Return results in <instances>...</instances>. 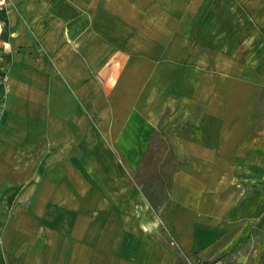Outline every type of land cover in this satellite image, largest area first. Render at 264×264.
Wrapping results in <instances>:
<instances>
[{
  "label": "crops",
  "instance_id": "obj_1",
  "mask_svg": "<svg viewBox=\"0 0 264 264\" xmlns=\"http://www.w3.org/2000/svg\"><path fill=\"white\" fill-rule=\"evenodd\" d=\"M2 7L5 42L22 52L0 68V236H10L0 246V264H66L68 244L76 248V264L84 260L83 248L93 264L101 234L112 258L122 246L116 255L122 264H264V128L257 106L264 53L251 57L263 61L254 65L260 72L251 82L218 78L211 85V73L204 72L196 84L189 25L171 20L152 33L141 0H9ZM252 9L264 11V0ZM152 36L173 50L144 57L161 60L153 80L139 87L144 137L171 100L182 116L178 138L186 156L159 216L148 206L135 212L136 187L129 176L115 174L135 170L141 148L120 150L122 163L98 160L100 144L130 140L137 103L126 69L111 85L119 71L109 61L133 58L129 48L115 51L114 45H144ZM157 100L160 110L151 114ZM28 156L36 168L28 167ZM36 171L42 184L35 211L18 212L5 227L4 189L16 196L23 173L33 172L20 194L29 196ZM99 171L114 183L101 196L93 190ZM128 236L136 237L134 244ZM52 237H58L59 260L51 258ZM66 237L73 238L68 243Z\"/></svg>",
  "mask_w": 264,
  "mask_h": 264
},
{
  "label": "rangeland",
  "instance_id": "obj_2",
  "mask_svg": "<svg viewBox=\"0 0 264 264\" xmlns=\"http://www.w3.org/2000/svg\"><path fill=\"white\" fill-rule=\"evenodd\" d=\"M141 2L147 6L146 13L141 16L147 21V26L151 28L152 33L158 30V27L162 24L165 25L167 22L169 24L171 20L180 21L179 26L182 28L187 26V24L189 25L190 35L192 36L189 52L194 57V80L196 84L203 83L204 72L211 73L209 77L211 85L218 84V78L222 79V82L224 80V82L228 83L233 81L251 82L256 76L258 78L260 69L254 67L256 66L255 64L262 67L263 61L260 60L258 62V60H252L251 57L258 54L261 57L264 53V11L252 9V4L255 0H141ZM2 9L3 7L1 6L0 12ZM5 21L6 18L0 14L1 69L7 68L15 55L16 57L20 56L15 53L22 52V49L18 47L11 50L8 42H5L9 41L8 38L4 37L7 33L5 32ZM184 29L188 30V28ZM34 45L42 51L40 43L35 41ZM100 45H103L102 49L105 46L102 42ZM114 46L115 51H125V48H129V53L133 58L125 60V62L120 59L109 61L119 71L117 75H112L113 78L110 79L111 85L118 83L126 69L127 78H129L132 84L131 97L133 100L136 99L137 103L130 115L133 125L130 140L110 139L107 140V145L104 147H101L102 144H100L98 148L99 164L107 162L122 163L119 154L120 150L123 152L127 151L126 153H133L137 147L141 148L142 156H140L135 170L115 174L129 176L130 182L136 187L140 201L135 212H139L142 210V207L148 206L159 216L161 206L171 195L174 172L186 163L184 145L180 138H178V130H180L183 120L181 114H177V105L175 107L172 106L170 100L168 106L161 108L162 115L159 121L155 124L149 137L145 138V126L140 122L141 119H145V116L140 111L142 104L139 97V87L141 83L145 82L147 77L153 80L156 73V64L160 65L161 62V60L144 59V57H153L157 52L162 51L166 55L173 48L171 44L166 43L162 44L160 48V45L155 42L154 36L149 37L148 42L144 45L136 42L125 45L115 44ZM48 62L51 67H57V64L53 60H48ZM252 69H255V71L250 74ZM100 77L103 78L101 75ZM0 78L1 83L2 77ZM2 91L1 87L0 114L3 105ZM81 104L86 109L85 101ZM159 104V100L153 102V106L148 107L149 112L152 114L156 110L158 113L160 110V107L158 108ZM257 106L262 117L260 125L261 128H264V86L257 96ZM152 119H155V116L152 115ZM103 143L105 142L103 141ZM26 164L28 167L36 168L33 158L29 156ZM38 168L39 166H37ZM32 173H23L27 179H24L19 185V192L16 196V193L11 194L8 188L4 189L1 208L6 217L5 227H10L12 217H15L18 212L35 211L34 201L38 195V189L42 184V177L39 176L38 171L34 173L39 178L37 187L33 193L25 198L20 196ZM106 173L102 171L94 173L95 176H99L93 186V190L97 191L96 194L98 196H101L102 192H104V187L107 189L114 187L112 179H107ZM97 186L99 190L96 189ZM57 238L55 241L52 237L50 248L51 258L54 260H59ZM69 238L73 237H66L68 243ZM126 239L127 243L134 244L136 241V237L134 236H128ZM4 240L10 242V236H0V246L4 243ZM107 240L108 237L102 234L96 237L98 250L93 252V264H122V261L116 256L122 246H116L118 250L114 252V259L110 256L113 252L107 250ZM75 249L73 244L67 245L66 264H76ZM82 251L84 260L83 262H78V264H91L90 260L86 261V259H90V251L86 252L85 248ZM131 257L133 259V253Z\"/></svg>",
  "mask_w": 264,
  "mask_h": 264
},
{
  "label": "built area",
  "instance_id": "obj_3",
  "mask_svg": "<svg viewBox=\"0 0 264 264\" xmlns=\"http://www.w3.org/2000/svg\"><path fill=\"white\" fill-rule=\"evenodd\" d=\"M9 0H0V6H4L8 3ZM217 264V263H215Z\"/></svg>",
  "mask_w": 264,
  "mask_h": 264
}]
</instances>
